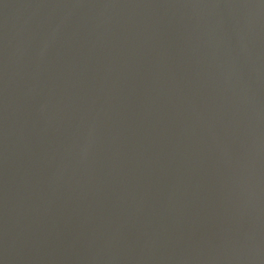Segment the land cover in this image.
Instances as JSON below:
<instances>
[{
    "label": "water",
    "instance_id": "95a60500",
    "mask_svg": "<svg viewBox=\"0 0 264 264\" xmlns=\"http://www.w3.org/2000/svg\"><path fill=\"white\" fill-rule=\"evenodd\" d=\"M0 264H264V0H0Z\"/></svg>",
    "mask_w": 264,
    "mask_h": 264
}]
</instances>
